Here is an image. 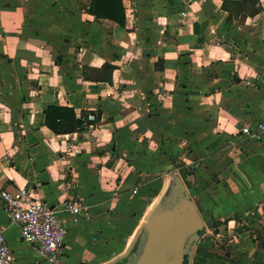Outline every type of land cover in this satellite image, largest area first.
Listing matches in <instances>:
<instances>
[{
	"label": "crops",
	"instance_id": "obj_1",
	"mask_svg": "<svg viewBox=\"0 0 264 264\" xmlns=\"http://www.w3.org/2000/svg\"><path fill=\"white\" fill-rule=\"evenodd\" d=\"M92 2L0 0V188L54 208L59 264H185L199 238L158 251L153 219L176 155L198 165L197 236L208 219L235 231L214 263L264 264V130L243 132L264 125V0L250 13L247 0H123L124 24ZM57 107L73 113L62 131L47 122ZM75 197L79 215L65 210ZM0 228L15 264H58L1 202Z\"/></svg>",
	"mask_w": 264,
	"mask_h": 264
},
{
	"label": "built area",
	"instance_id": "obj_2",
	"mask_svg": "<svg viewBox=\"0 0 264 264\" xmlns=\"http://www.w3.org/2000/svg\"><path fill=\"white\" fill-rule=\"evenodd\" d=\"M96 116L88 114L82 117L83 123L94 121ZM264 125L254 130L245 126L243 132L250 136H259ZM0 202L3 211L12 222L19 224L23 240L35 245L40 254L53 263H58L65 251L66 229L59 222L54 208L42 198L33 195L25 189L11 193L0 188ZM84 204L80 198H71L65 204V210L79 215ZM16 256L12 251L3 228H0V264H15Z\"/></svg>",
	"mask_w": 264,
	"mask_h": 264
},
{
	"label": "rangeland",
	"instance_id": "obj_3",
	"mask_svg": "<svg viewBox=\"0 0 264 264\" xmlns=\"http://www.w3.org/2000/svg\"><path fill=\"white\" fill-rule=\"evenodd\" d=\"M249 4H246V8L248 9V12H253L257 10L258 8L262 7V5H255L253 2L254 0H247ZM263 2V1H260ZM261 4V3H260ZM256 21V20H255ZM258 23V22H257ZM255 23V25L257 24ZM251 24V23H250ZM179 160V161H178ZM179 159V156L174 155V162L171 167V172L173 173L172 178V184L173 189L169 190L167 195L165 196V200L170 196L175 199V201L183 200L185 195H189L188 193V186L191 188V186H196L198 183L197 181V175H195V171L198 168V165H193L192 163H182L187 162L186 159ZM190 173L189 177L186 176L185 173ZM184 173V174H183ZM194 174V175H193ZM184 192V193H183ZM194 195V191H191V194L189 195V198ZM174 201V203H175ZM228 221H226V224ZM235 234V231L232 227H229L226 225L220 226L215 219H208V225L207 227L203 228L198 236H195L192 240V242H197V239L199 240L195 246V249L193 251V254L191 255L190 259L185 261V264H215L214 259L216 257H219V253L224 252L225 254L228 253V246L225 244H220V246L216 247L215 243L220 242V240H223L225 242H228L230 238H232ZM228 244V243H227ZM13 245V244H12ZM16 254L25 260H31L34 255L33 252L29 251L28 249L24 248L22 251L25 253V255H22L20 253V250H18L13 245ZM30 264V263H27ZM59 264V262H58Z\"/></svg>",
	"mask_w": 264,
	"mask_h": 264
},
{
	"label": "water",
	"instance_id": "obj_4",
	"mask_svg": "<svg viewBox=\"0 0 264 264\" xmlns=\"http://www.w3.org/2000/svg\"><path fill=\"white\" fill-rule=\"evenodd\" d=\"M174 201L175 199L169 196L166 200L164 199L163 203L159 205V208L154 213L153 219L158 218L156 225V247L158 251L167 246L176 248L187 237H190L192 242L193 238L197 236V230L202 225V219L188 195H185L183 200L175 201V203ZM167 203H170L168 205L172 210L171 216H165V214L161 213L163 210H169L165 208ZM140 259L141 256H138L132 264H142L139 261ZM175 264H181V260L175 262Z\"/></svg>",
	"mask_w": 264,
	"mask_h": 264
},
{
	"label": "trees",
	"instance_id": "obj_5",
	"mask_svg": "<svg viewBox=\"0 0 264 264\" xmlns=\"http://www.w3.org/2000/svg\"><path fill=\"white\" fill-rule=\"evenodd\" d=\"M90 11L99 17L110 18L121 24L125 23V7L123 0H93ZM64 116L72 120L73 113L66 107L54 108L48 113L47 122L56 131H62L64 122L61 121V119L58 121V118Z\"/></svg>",
	"mask_w": 264,
	"mask_h": 264
}]
</instances>
